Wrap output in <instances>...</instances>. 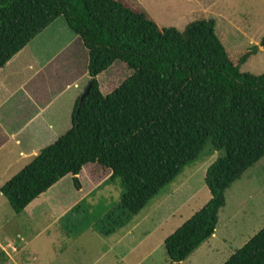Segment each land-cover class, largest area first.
Returning a JSON list of instances; mask_svg holds the SVG:
<instances>
[{
	"label": "trees",
	"instance_id": "obj_1",
	"mask_svg": "<svg viewBox=\"0 0 264 264\" xmlns=\"http://www.w3.org/2000/svg\"><path fill=\"white\" fill-rule=\"evenodd\" d=\"M60 16L87 49L92 85L76 101L72 127L0 192L20 214L69 174L77 188L83 167L97 163L119 178L114 211L130 220L211 140L220 152L204 175L211 198L164 240L180 263L215 233L226 189L264 157V74L239 67L257 47L235 64L212 19L181 32L127 0H0V68ZM116 63L131 74L104 93L98 76ZM223 264H264V226Z\"/></svg>",
	"mask_w": 264,
	"mask_h": 264
},
{
	"label": "rangeland",
	"instance_id": "obj_2",
	"mask_svg": "<svg viewBox=\"0 0 264 264\" xmlns=\"http://www.w3.org/2000/svg\"><path fill=\"white\" fill-rule=\"evenodd\" d=\"M135 4L158 25L181 32L190 22L212 19L216 35L235 64L243 54L257 47V53L239 66L240 71L264 74L263 0H144ZM59 19L68 29L64 37L72 50L77 35L68 28L64 17ZM82 45L78 47L80 56ZM65 60L70 62V72L81 70L82 57L74 58L66 53ZM130 74L125 64H114L98 76L102 91L109 92ZM71 119V115L65 114V130L52 134L28 128L20 133L19 144L28 149L45 147L71 128ZM10 144L12 150L17 147L14 141ZM219 155L209 140L200 156L183 166L177 177L130 220L122 219V212L114 211L124 194L119 178L111 179V171L97 163L83 167L77 188L72 189L69 174L20 214L12 210L0 192V264H134L142 257H145L142 264H173L167 256L164 240L210 200L204 175ZM13 157L0 151V186L34 158L16 165L11 163ZM95 177L102 179L98 187L90 185L97 180ZM141 219L134 231L113 248L111 244L115 239ZM263 226L264 157L226 189L225 204L219 210L214 235L184 261L174 264H223ZM99 228L110 233L101 234Z\"/></svg>",
	"mask_w": 264,
	"mask_h": 264
},
{
	"label": "crops",
	"instance_id": "obj_3",
	"mask_svg": "<svg viewBox=\"0 0 264 264\" xmlns=\"http://www.w3.org/2000/svg\"><path fill=\"white\" fill-rule=\"evenodd\" d=\"M127 1L136 7L135 3L141 4L144 0ZM65 29L68 30L65 22L59 18L56 19L0 68V151L6 156L13 154L14 157L11 160L13 164H21L29 157H35L43 148V145L40 148L22 147L18 141L20 133L28 128H32L34 132L47 131L51 134L65 130L63 124L65 114L73 117L76 101L84 91L86 83L89 82L90 77L87 66H85L86 60L88 65V53L86 54L85 47L82 45V56L79 55L78 47L82 44L79 36L75 37L73 48L69 50L71 46L65 41ZM59 38L62 40L59 41ZM76 48L77 51H75ZM66 53L74 58L82 57L81 70L73 72L68 70L70 62L65 60ZM79 61L80 58L76 60L77 67ZM65 101H68L66 105ZM13 141L17 147L12 150L10 142ZM95 178L97 180L90 185L98 187L102 179ZM73 188H76L74 183ZM80 189L84 190L82 186ZM142 219L131 224L123 234L118 236L111 244L112 247H116L117 243L123 241L131 231H134L136 226L143 221ZM144 260L145 257H142L134 264H142Z\"/></svg>",
	"mask_w": 264,
	"mask_h": 264
},
{
	"label": "water",
	"instance_id": "obj_4",
	"mask_svg": "<svg viewBox=\"0 0 264 264\" xmlns=\"http://www.w3.org/2000/svg\"><path fill=\"white\" fill-rule=\"evenodd\" d=\"M93 78H90V81L88 82L87 86L85 87L83 93L80 95L79 98V104L83 101V99L88 95L90 87L92 85Z\"/></svg>",
	"mask_w": 264,
	"mask_h": 264
}]
</instances>
